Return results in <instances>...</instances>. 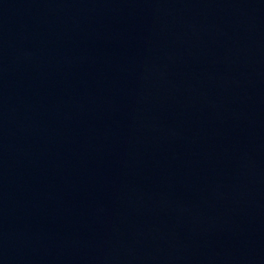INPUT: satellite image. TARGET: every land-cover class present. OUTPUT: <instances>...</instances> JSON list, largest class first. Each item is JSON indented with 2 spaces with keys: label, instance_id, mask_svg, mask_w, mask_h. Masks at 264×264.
Masks as SVG:
<instances>
[{
  "label": "water",
  "instance_id": "1",
  "mask_svg": "<svg viewBox=\"0 0 264 264\" xmlns=\"http://www.w3.org/2000/svg\"><path fill=\"white\" fill-rule=\"evenodd\" d=\"M0 264H264V209L107 0H0Z\"/></svg>",
  "mask_w": 264,
  "mask_h": 264
}]
</instances>
